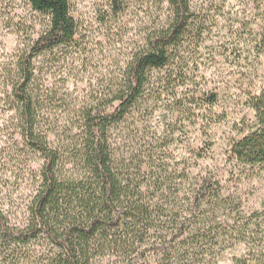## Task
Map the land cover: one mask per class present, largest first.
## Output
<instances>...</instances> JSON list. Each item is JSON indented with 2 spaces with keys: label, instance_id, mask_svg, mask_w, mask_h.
I'll return each mask as SVG.
<instances>
[{
  "label": "trees",
  "instance_id": "obj_1",
  "mask_svg": "<svg viewBox=\"0 0 264 264\" xmlns=\"http://www.w3.org/2000/svg\"><path fill=\"white\" fill-rule=\"evenodd\" d=\"M24 1L46 21L29 27L13 0H0V21L19 37L13 53H0V102L10 114L11 161L25 169L36 164L29 173L34 191L24 216L0 205V264H219L240 244L247 252L235 264H264V216L248 215L213 172L195 171L214 146L211 126L221 121L212 113L217 93L180 97L193 84L191 54L204 33L193 0H150L154 26L144 45L110 90L61 129L45 110L65 99L41 85L38 62L75 45L71 1ZM112 2L120 15L132 0ZM253 42L264 54V35ZM241 92L254 120L243 122L228 156L256 174L264 166V87ZM163 97L192 125L200 120L207 140L190 151L194 164L168 165L161 142L136 160L119 159L113 131L143 100Z\"/></svg>",
  "mask_w": 264,
  "mask_h": 264
},
{
  "label": "rangeland",
  "instance_id": "obj_2",
  "mask_svg": "<svg viewBox=\"0 0 264 264\" xmlns=\"http://www.w3.org/2000/svg\"><path fill=\"white\" fill-rule=\"evenodd\" d=\"M77 26L76 43L38 62L40 82L46 90L64 97L65 104L45 110V116L61 129L74 120L77 111L96 101L117 82L133 53L143 46L152 30L154 11L150 0H132L123 14H114L112 0H70ZM15 13L29 27L46 19L32 11L24 0H13ZM193 13L204 33L191 54L193 84L180 89V97L190 93H217L219 105L212 113L220 124L210 128L214 146L207 159L198 161L196 173L213 172L228 194L238 198L248 215L264 216V166L254 172L229 160V145L239 137L243 122L251 123L254 112L243 104L242 90L260 92L264 87V54L254 50L256 38L264 35V0H193ZM163 10L162 12H164ZM19 37L0 21V53H13ZM163 73H157L158 76ZM252 80V81H249ZM252 82V83H251ZM0 102V205L15 217L24 216L34 191L31 169L11 161L8 136L10 114ZM186 114V112H185ZM207 140L198 124L191 122L170 98L143 100L128 120L113 131L119 159L132 161L143 156L154 143H163L170 157L168 165L188 161L194 164L191 150ZM177 163V164H176ZM247 252L240 244L222 253L219 264H235Z\"/></svg>",
  "mask_w": 264,
  "mask_h": 264
}]
</instances>
